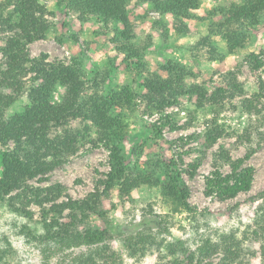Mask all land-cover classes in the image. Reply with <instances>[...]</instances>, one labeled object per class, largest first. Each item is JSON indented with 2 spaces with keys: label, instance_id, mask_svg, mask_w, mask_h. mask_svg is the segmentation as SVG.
Returning <instances> with one entry per match:
<instances>
[{
  "label": "rangeland",
  "instance_id": "obj_1",
  "mask_svg": "<svg viewBox=\"0 0 264 264\" xmlns=\"http://www.w3.org/2000/svg\"><path fill=\"white\" fill-rule=\"evenodd\" d=\"M37 1L46 10L44 20L49 29L44 39L28 45L30 57L39 59L45 55L46 61L60 62L80 71L82 96L108 100L109 103L102 102L106 104L107 116L115 121L114 126L121 125V130L109 144L99 143L93 121L70 120L65 130H75L86 138L85 142L65 164L46 177L26 182L44 190L60 187V196L53 199L50 194L48 203H44L40 192V197L29 200V196L24 200L27 214L32 217L29 219L5 199H0V248L7 245L12 248L6 263L44 264L43 253H46L48 264H57L60 253H56L52 244L40 240L45 232L41 220L47 214L46 220L54 226H70L73 221L76 230L88 227L95 235L105 238L110 258L105 262L99 260L98 264H157L165 252L163 238L179 239L194 248L201 237L216 239L218 235L231 234L241 242L239 264H264L260 243L246 234L252 228L256 212L264 211V144L246 163L254 169L250 191L231 200H220L203 195L204 177L218 163L214 154L225 149L235 160L244 156V147L235 145L234 139L219 141L208 148L202 138L190 142L191 147L196 146L204 153L200 156L192 151L182 156L183 164L177 161L181 171L178 184L189 189L188 203L195 213L177 210L162 196L159 185H140L128 193L118 187L107 190L104 186L110 147L120 149L127 173L138 179L157 164L164 168L166 161L172 163L176 159L181 153L176 148L180 136L202 131L203 119L211 115L206 114L208 109L199 98L189 94L193 85L210 94L224 85L226 74L234 72L244 96L260 92V85H264V14L256 18L254 27L247 29L235 20L228 24L229 7L239 0H199L198 8L190 9L185 18L167 12L170 0H129L127 22L123 24L75 13L65 5H58L56 0ZM122 32L126 35H121ZM6 35L0 33V46ZM249 54L263 61V66L252 70L245 62ZM151 74L175 80L172 85L176 90L166 91L153 100L161 103V111L147 110L152 104L145 81ZM64 94V88H55L52 102L60 103ZM240 99L224 102L227 108L219 116L221 121L233 127L240 125L237 114L229 110L232 106L228 107L237 105ZM28 104L27 96L20 98L9 108L7 116L22 113ZM190 117L195 122L187 128ZM63 131L61 127H54L50 135ZM184 147L185 151L188 146ZM7 148L12 149V144ZM197 158L201 159L200 165L190 178L183 171ZM220 168L228 171L226 165ZM1 173L0 162V177ZM157 173L160 183L165 182V170ZM69 201H84L92 211L75 215L70 209L62 208ZM148 219L160 222L169 234L163 232L141 253L134 254L126 243L128 235L137 229L132 224ZM80 251L84 249L72 252ZM219 259L220 255H216L206 263L218 264Z\"/></svg>",
  "mask_w": 264,
  "mask_h": 264
},
{
  "label": "trees",
  "instance_id": "obj_2",
  "mask_svg": "<svg viewBox=\"0 0 264 264\" xmlns=\"http://www.w3.org/2000/svg\"><path fill=\"white\" fill-rule=\"evenodd\" d=\"M58 5H65L75 13L104 17L106 21L126 24L127 6L129 0H56ZM199 0H170L167 12L176 17L185 18L190 9L198 8ZM227 18L235 20L243 28H252L256 18L264 14V0H239L238 4L229 7ZM46 10L37 0H2L0 2V33H8L0 46V162L2 173L0 177V199H5L12 208L20 211L26 218L24 200L40 197L48 203L50 194L55 198L60 196V187L38 189L26 184L27 181L39 177H46L54 169L65 164L70 156L76 154L86 138L75 130L65 126L72 119L84 118L94 122L96 141L109 144L121 130L114 126L115 121L110 119L106 109L107 101L98 98L82 96L83 82L80 71L73 67L64 66L60 62L46 61L45 55L39 59L31 58L28 45L42 40L49 29L44 20ZM231 26H229L230 29ZM121 35H126L122 32ZM252 70L263 66V61L257 56L249 54L245 57ZM255 61V63L251 62ZM174 79L165 80L158 75L151 74L145 81L146 90L151 94L149 101L152 106L148 111H161V103H153L157 95L166 91L176 90L172 85ZM224 85L216 88L212 93L199 86H192L189 94L199 98L206 107V114L211 115L203 119V129L190 135L179 137L176 148L181 150L175 160L166 161L164 168L161 164L146 172L140 177H133L129 173L124 156L117 146L109 148V172L106 175L104 186L107 190L118 187L120 191L128 193L140 185L160 186V192L166 201H171L177 210L192 213L195 209L188 203L189 189L180 186L178 178L181 175L177 161L183 164L182 156L196 151L203 156L204 150L191 147L190 142L203 139L206 148L225 139H234L235 145L242 146L245 154L241 158L231 159L225 149H219L214 156L218 163H214L213 170L204 177L203 195L207 198L231 200L240 193H247L252 187L254 169L246 165L247 161L264 144V85H260V92L246 97L242 85L237 81L234 72L224 76ZM65 89L60 103L52 102V93L55 88ZM179 89V87H177ZM27 96L29 104L22 113L7 116L9 108L20 98ZM240 97L237 105L232 106L239 119L238 127L228 125L219 119L227 105L224 103ZM175 98V96L173 97ZM169 99V98H167ZM111 100V99H110ZM103 102V103H102ZM109 103V102H107ZM194 117L188 119L186 127L192 126ZM54 127L63 128L59 135L51 136ZM119 140V139H117ZM12 149H8V144ZM178 145V146H177ZM175 146V145H174ZM184 146L188 148L184 151ZM133 152V151H132ZM200 158V157H198ZM187 165L183 171L190 178L196 172L201 159ZM175 161V162H174ZM171 163V164H170ZM155 165V164H154ZM227 166L228 171H221L220 166ZM165 170L166 181L160 183L158 170ZM58 190V191H57ZM40 192V194H39ZM14 193V195H13ZM62 207V206H61ZM60 207V208H61ZM62 208H68L74 214H84L92 207L84 201H69L63 203ZM263 212V213H262ZM29 213V212H28ZM44 214L41 220L45 231L40 237L41 242L53 245L56 253H60L57 264H98L110 258V249L105 238L95 235L91 228L78 231L71 225L59 224L54 226L46 220ZM28 218V219H29ZM76 220V219H75ZM137 228L128 235L126 243L131 252L140 253L146 245L156 240L163 232L169 234L160 222L148 219L138 224ZM246 231L247 236L260 243V252L264 255V211L256 212L252 228ZM249 234V235H248ZM165 252L158 259L157 264H212L206 263L220 255L218 264H239L238 253L241 242L233 234L218 235L216 239L200 238L194 248L189 247L179 239L168 241L162 239ZM84 249L78 253L75 249ZM12 248L7 245L0 248V264H7ZM48 255L43 253L44 264H48Z\"/></svg>",
  "mask_w": 264,
  "mask_h": 264
}]
</instances>
